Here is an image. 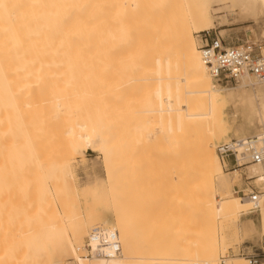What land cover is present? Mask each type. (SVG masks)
<instances>
[{
  "label": "bare ground",
  "instance_id": "6f19581e",
  "mask_svg": "<svg viewBox=\"0 0 264 264\" xmlns=\"http://www.w3.org/2000/svg\"><path fill=\"white\" fill-rule=\"evenodd\" d=\"M224 1L200 0V6L193 10L194 0H0V188L6 189L0 192V256L3 258L0 264H61L60 256L64 251L72 254L78 264L218 263L221 242L217 238L205 244L173 240L158 244L152 251L141 249L131 255H119V236L114 230L108 232L112 231L108 228L86 235L91 248L86 256L80 247L85 232L80 235L79 228L73 225L68 228L64 222L49 223L45 227L47 233L55 236L54 242H62L63 237L66 241L55 245L53 256L46 254L39 259L31 249L36 239L39 242L43 237L44 227L39 217L54 214L49 198L44 191L35 194L38 204L32 212L31 207L25 206V192L16 194L7 188L13 178L12 171L14 178L25 169V173L31 174L34 169H42L44 161L59 155L71 163L79 148L96 151L106 164L110 163L111 154L106 145L109 139L99 121L101 118L88 121L85 101L89 93L78 80L82 78H77V72L85 74V68L92 63L107 59L150 63L155 88L143 90L148 92V95L142 94L144 100L147 99L143 100L146 104L143 107L148 106V109L142 113H155L158 127L163 126L162 130L170 132L173 156L191 155L196 151L202 163L199 173L213 187L214 179L221 180L224 173L215 145L221 130L216 129L215 122L225 110L223 112L222 98L217 94L221 90L212 82L193 31L212 29V5L220 6ZM234 2L240 15L264 16V0ZM260 36L264 39V28ZM145 50L149 54L145 55ZM138 81L144 87L149 79L139 78ZM240 87H249L245 99L238 100L244 109L240 108L250 112L249 136H262L264 84L245 79ZM252 91L256 93L255 99L260 100L256 109L252 106ZM54 110L60 114V124L52 123L56 120H52ZM53 126H56L55 138L51 136L53 132H49ZM48 134L56 147L58 144L62 147L60 152L54 150V145L48 147L50 151L47 149L51 143ZM244 134L235 138H244ZM228 140L230 138L224 135L220 142ZM20 162L25 163L24 170L16 166ZM34 162L36 168L30 169V163ZM242 169L247 173L246 180L264 178V162ZM23 178V174L19 176V187L28 191L31 180ZM1 180H5V184L2 185ZM259 188L264 192V187ZM18 195L20 201H16ZM232 201L231 206H224L213 197H204L202 210L206 224L216 228L217 220L225 221L226 211H232L233 216L241 215L242 210L250 214V200L237 197ZM43 212L45 214H41ZM258 214L264 228V193ZM237 259L247 264L244 257ZM230 261L232 259H225V264Z\"/></svg>",
  "mask_w": 264,
  "mask_h": 264
},
{
  "label": "rangeland",
  "instance_id": "374dc122",
  "mask_svg": "<svg viewBox=\"0 0 264 264\" xmlns=\"http://www.w3.org/2000/svg\"><path fill=\"white\" fill-rule=\"evenodd\" d=\"M194 4L193 10L200 6V0H194ZM234 4V0H226L220 6L212 5L213 28L203 32L193 31L198 48L201 45L199 36L203 33L222 38L226 45L243 44L247 41L264 43V39L260 36L264 28V16L240 15ZM144 53L149 54L146 50ZM151 68L147 61L136 64L132 60L120 62L107 59L92 63L85 68V74L77 72V78H82V80L78 79L83 82L80 84L89 93L85 101L88 121L97 118L103 121L99 120L109 139L106 145L111 154L110 163L106 164L103 156L96 151L79 148L80 151L77 150L78 154L71 163H67L66 157L59 155L44 161L43 168L37 171L31 170V174L25 173L27 170L25 163L22 162L16 166L20 170L25 169L24 172L16 173V178H14L15 172H11L13 178L9 181L7 189L16 194L25 192L23 196H26V199H21H24L26 207H31L33 212L38 204L35 194L44 191L49 198L46 199L50 202L49 207L54 211L51 217H39L38 221L44 227L41 234L43 237L42 241L39 239L38 242L36 239L37 244H33L31 251L34 256L39 259L46 254L53 256L55 245L65 243L64 237L61 239L62 242H54L55 236L47 233L45 227L54 222L58 224L64 222L68 228L73 225L79 228L80 235L85 232L80 247H83V254L86 256L88 254L85 245L88 242L90 246L87 236L98 234L94 230L98 231L102 228V230L105 228L112 230L108 232L114 230L119 236L117 237L120 246L117 249L119 255H131L141 249L152 251L158 244L173 240H191L205 244L212 243L215 238L221 242L217 264L222 257L232 259L229 264H241L237 259L242 257L240 253L255 251V246L264 233L258 212L245 214V210H242L241 215L235 213L233 216V213H230L232 211H226L225 221L219 219L216 221L217 225L215 224L217 227L211 228L203 217L202 199L213 197L216 203L221 202L224 206H231L233 198L240 197L234 193L235 186L252 185L260 189L259 187H264V178L246 180L247 173L243 169L228 170L221 163L224 170L223 178L220 180L216 177L213 187H210L205 177L199 173L202 163L195 150H193L194 154H187L188 156H173L174 146L170 132L166 129L162 130L163 126L158 127L159 122L155 113H142L148 107H143L147 99L144 100L145 96L143 97L142 94L147 89L152 91L155 88ZM139 78L149 79L145 88L139 83ZM214 85L221 90V93L217 94L222 98V109L226 112L218 116L215 122L216 129L221 130L215 145L217 146L224 135L232 139L238 134L245 133L244 136L248 137V129L250 130L251 126L247 119L250 112L243 111L238 100L245 99L249 87L242 89L240 85H220L216 82ZM146 93L144 94L148 95V92ZM250 94L252 106L256 109L260 100L255 99L254 91ZM53 116L52 120H56L52 123L60 121L58 110L52 112ZM59 121L56 123L60 124ZM161 122L164 125V121ZM55 127L51 128L53 131L49 130L53 132L50 133L53 138H55L53 135ZM49 136L48 140L51 143L48 144L47 149L54 145V150L60 152L62 147L59 144L56 147L54 139ZM81 152L83 155L79 154ZM30 164L32 165L30 169L36 168L35 162ZM237 171H240V174L236 180L233 175ZM22 174L25 181L31 180L30 186L27 185L28 191L19 187L18 179ZM1 181L2 185L5 184V180ZM5 190L3 187L0 188V192ZM31 193L32 198H29ZM18 198L19 200L16 201H20L19 195ZM253 223L255 227L252 228ZM100 230L99 233L102 231ZM69 237L73 238L70 231ZM223 248H225L224 252ZM60 257L61 264H78L68 251L62 252ZM0 261L3 263L1 256Z\"/></svg>",
  "mask_w": 264,
  "mask_h": 264
},
{
  "label": "built area",
  "instance_id": "2783aa9c",
  "mask_svg": "<svg viewBox=\"0 0 264 264\" xmlns=\"http://www.w3.org/2000/svg\"><path fill=\"white\" fill-rule=\"evenodd\" d=\"M200 37L199 51L209 75L220 85H240L249 79L257 84H264V43L247 41L243 44L226 45L218 36L211 37L203 33ZM218 157L228 170H241L249 164L264 162V135L232 138L218 143ZM229 166V167H227ZM234 193L251 202L250 214L257 213L261 195L264 193L252 185L234 187ZM91 250L89 243L85 245ZM248 264H264V233L260 236L255 251L240 253ZM219 264H225L221 258Z\"/></svg>",
  "mask_w": 264,
  "mask_h": 264
},
{
  "label": "crops",
  "instance_id": "0c3cea01",
  "mask_svg": "<svg viewBox=\"0 0 264 264\" xmlns=\"http://www.w3.org/2000/svg\"><path fill=\"white\" fill-rule=\"evenodd\" d=\"M244 171V170H243ZM240 174V171H237L234 175H233V177L234 178H237V176Z\"/></svg>",
  "mask_w": 264,
  "mask_h": 264
}]
</instances>
